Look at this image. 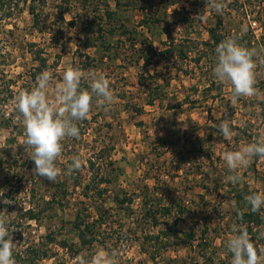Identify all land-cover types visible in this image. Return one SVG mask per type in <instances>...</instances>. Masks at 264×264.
I'll list each match as a JSON object with an SVG mask.
<instances>
[{
  "label": "rangeland",
  "instance_id": "374dc122",
  "mask_svg": "<svg viewBox=\"0 0 264 264\" xmlns=\"http://www.w3.org/2000/svg\"><path fill=\"white\" fill-rule=\"evenodd\" d=\"M7 1L0 18V218L13 238L15 263L31 247L38 252L48 247L49 255L35 256L33 264H80L97 249L109 253L114 264H231L226 241L234 225L245 227L235 216L234 189L247 185L264 194V159L252 158L233 184L223 158L264 134V0H222L224 39L234 35L255 53L257 95L235 102L231 85L214 76L215 51L208 53L210 61L196 64L193 59L208 37L206 26L218 15L212 8L204 12L206 0H12L11 7ZM30 2L39 14L38 26ZM106 9L113 10L112 17ZM149 13L159 20L147 19ZM31 43L46 58L42 71L52 73L50 97L66 68L73 67L83 75L81 81H89L91 73L104 74L115 98L99 107L94 97L90 120L76 121L80 136L62 141L56 162L60 175L53 183L33 175L34 162L23 145L22 121L14 106L20 91L36 85L29 79L38 63ZM148 44L163 53L147 50ZM180 44L186 56L177 49L169 52ZM85 53L91 67L85 64ZM83 64L87 69L79 68ZM222 120L230 124V140L217 129ZM74 156L83 162L76 185L66 166ZM89 158L95 161L90 170ZM96 171L110 180L101 184L106 188L98 198L109 213L108 222L97 227L105 243L80 248L72 222L81 205L96 215L91 199L90 205L81 203L83 185ZM51 193L54 200L46 203ZM115 194L131 200L119 204ZM144 194L187 206L180 216L174 211L165 218L172 221L175 215L177 223L169 233V246L155 259L143 251L142 239L165 224L154 226L143 214ZM32 205L42 210L37 218L27 215ZM260 213L264 218V207ZM190 229L193 240L183 232ZM249 235L258 250L264 248V222ZM61 237L73 246L62 247Z\"/></svg>",
  "mask_w": 264,
  "mask_h": 264
},
{
  "label": "clouds",
  "instance_id": "9594fccd",
  "mask_svg": "<svg viewBox=\"0 0 264 264\" xmlns=\"http://www.w3.org/2000/svg\"><path fill=\"white\" fill-rule=\"evenodd\" d=\"M209 8L222 14L225 4L222 0H206L204 12ZM215 53L214 76L219 83L231 85L233 102L240 97L257 95L256 63L253 60L255 53L242 46L234 35L223 39ZM52 80L50 71H42L36 77V85L31 90L20 91L14 100L24 128L23 145L34 162L33 175L43 177L50 183L55 182L60 175L56 162L62 153V141L66 137L79 138L80 129L75 121L89 118L93 98L99 107H106L115 100L110 82L102 73H91L88 77L90 89H86L81 87L80 70L67 67L62 82L55 83L53 96L50 97ZM217 129L224 139H231V128L227 120H222ZM254 157L264 159V134L254 142L242 145L239 150L224 153V161L232 173L228 177L231 183L240 181L239 170L246 168ZM82 163L80 156H74L70 171L80 170ZM245 201L252 212H260L264 207V194L251 192L245 196ZM4 203L11 201L5 199ZM5 223L0 218V264H15L14 241ZM232 233L225 244L233 254L231 264H264V248L257 249L243 226L234 225ZM80 264H114V261L105 250L97 249L90 260L81 258Z\"/></svg>",
  "mask_w": 264,
  "mask_h": 264
},
{
  "label": "trees",
  "instance_id": "16d2710c",
  "mask_svg": "<svg viewBox=\"0 0 264 264\" xmlns=\"http://www.w3.org/2000/svg\"><path fill=\"white\" fill-rule=\"evenodd\" d=\"M11 2L12 0L7 1L8 7H11V4H10ZM3 4H6V0H0V18L5 16L3 9H2ZM28 9H29L30 14L32 15L33 24L35 26H38L40 23V17L32 2L29 3ZM106 13L108 17H112L114 12L113 10L106 9ZM146 18L150 20L151 19L159 20L157 19V17H153V14L150 15V13L146 15ZM150 20H147V23ZM223 20H224V17L218 14L214 19V23L212 25L208 24L206 26L208 37L204 39L203 41H201L203 47H201V49L197 48L196 55L193 56L194 62L196 64H199L200 62H203L202 60L205 61L206 59L210 61V59L213 58L212 56L209 57L208 53L212 52V50L215 51L218 44L224 39V36H225L224 32L221 31V29L223 28ZM109 29L113 30L114 27L110 26ZM167 32H168L167 34L170 33L169 31ZM32 45L33 43H31V46H30L32 54H33V58L36 59L38 63L34 66V71L30 73L29 79L36 81L37 75L39 74L40 71H42V69L44 68L46 64V58L41 54V51L39 48H33ZM173 45H175V43H173ZM146 49L154 53H158V54L163 53L164 51V49L156 50L154 47H152V45L150 47L149 44H148V48ZM175 49H177L179 55L181 56L187 55V50L183 48L182 44L175 46L174 49H169V52H174L173 50ZM85 56L87 57L86 58L87 62L85 64H88V65L92 64V62H90V59H88L90 55L85 53ZM149 60L150 59L146 57L143 63L147 65ZM85 64H83V66L79 68L87 69V65ZM139 80H140L139 82L141 83V79ZM211 82L213 83V81ZM81 87L90 89L89 81H81ZM89 120L90 119L87 118V119L78 121V123L83 122L84 124L85 122H88ZM20 127L23 130L22 132H24L22 122H20ZM256 139L254 137L253 140L255 141ZM259 158L260 157H254V160H258ZM68 160L69 161L67 162L68 164L66 166H68L67 167L68 169L69 168L71 169L72 159L68 158ZM88 163H89V166H88L89 170L94 168L95 161L89 158ZM70 169H69V174L72 176L74 180V185L79 184L82 178L81 171L80 170L70 171ZM109 181L110 180L106 176H104L100 171H96V174H94L91 178L89 175L87 181L83 185L82 196H84V198L81 199V203L85 204V202L86 203L88 202V204L90 205V199H91L92 206L96 208V215L90 216V210L87 211V208L84 207V205H81L80 207L76 209V213H75V216L72 222V228L74 229V232L77 237V243L79 244L78 247L80 248L85 245L90 246L95 241H98L100 244L105 243V239L98 238L99 233L97 232L98 230L97 227L108 222L107 215H109V213L107 212L108 210H106L103 207V205L99 203L98 198L103 197V194L106 188L104 185H101V184L104 182L107 183ZM234 190H235L234 194L236 196V201L238 203L234 211L236 219L240 223L244 224L245 226L244 228L248 231L249 234H251L254 226L259 227L264 222V218L261 215V213L252 212L250 206L245 201L246 195L250 194L251 192H257V190L248 188L247 185L241 186L239 188H235ZM54 196L55 194L51 193L50 198L44 199V201L46 203H51L54 200L53 199ZM144 196H143L144 198L143 204H145V206H144L143 214H145V216L151 221L152 225L154 226H159L160 221L165 224L164 227H159L155 233L154 232L145 233L142 239L143 251H145L148 254V257H150L151 259H155L156 254L160 252V250L169 246L170 244L169 239H168L169 233L172 227L177 223V216L175 215L173 216L174 218H172L173 219L172 221H164L166 220L165 218L171 215V212H174V211L178 214V216H180L181 214L185 212V210H187V206L184 203L174 201L173 199L168 200L167 199L168 197L166 198L167 201L158 202L154 198H150L148 195L144 194ZM113 198L119 204H123L131 200L130 196L127 194L123 195L122 197H119V195L115 194ZM41 211H42L41 209H37L33 205L26 209V212L29 218H37ZM183 232L189 235L191 240H193V236H194L193 229L183 230ZM47 236L50 240L55 238V236L51 234H48ZM148 242H152V245H149V247H147ZM58 244H60L62 247H65V248H71V246H73V242H69L66 237H61L58 241ZM49 253H50V248L48 247L42 249L41 252H38L37 248L31 247L30 249L27 250L25 254L17 255V258H18L17 263L18 264H25V263L33 264L35 256L42 255V254L43 256H47L49 255Z\"/></svg>",
  "mask_w": 264,
  "mask_h": 264
}]
</instances>
